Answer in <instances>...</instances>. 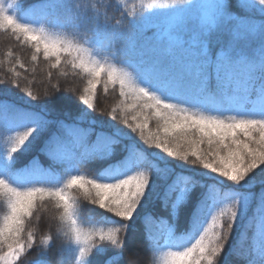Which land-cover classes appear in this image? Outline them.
<instances>
[{"label": "snow or ice", "instance_id": "snow-or-ice-1", "mask_svg": "<svg viewBox=\"0 0 264 264\" xmlns=\"http://www.w3.org/2000/svg\"><path fill=\"white\" fill-rule=\"evenodd\" d=\"M140 7L147 11L118 0H38L22 16V0H0V31L28 44L33 62L42 54L60 68L67 57L86 82L73 102L21 88L15 68L16 80L0 78L12 84L0 89V264L32 251L46 205L42 243L50 250L54 224L78 264H140L124 251L137 220L149 249L164 239L163 264H264V0ZM102 78L104 92L111 85L120 97L107 120L95 103Z\"/></svg>", "mask_w": 264, "mask_h": 264}, {"label": "trees", "instance_id": "trees-1", "mask_svg": "<svg viewBox=\"0 0 264 264\" xmlns=\"http://www.w3.org/2000/svg\"><path fill=\"white\" fill-rule=\"evenodd\" d=\"M38 0H22V10L21 15L23 16L24 8L27 6L37 3ZM85 3H96V0H83ZM122 4H127L131 7L133 4L137 7V12L147 11V9H141L140 0H118ZM148 0H145L147 3ZM118 18V17H117ZM151 29V25L148 26ZM152 31L148 30L145 32L144 36L140 39V44L143 46H150L151 44ZM147 51V47H145ZM11 52L12 57L9 58L7 53ZM33 49L22 41H17L11 33H6L0 31V61L4 63L0 65V78L5 80L14 81L16 77L9 72V68H15L16 72L20 73L19 83L21 88H30L32 91L37 93H43L45 90L52 92L51 98L56 99L57 96L70 97L73 102H76V98L82 93V88L85 86V81L79 76L74 74L73 69L67 63V57L62 60L60 68H51L48 61L44 60L41 54L37 61L33 62L31 56L33 55ZM20 63L24 64V68H20ZM34 70V71H33ZM59 84L60 91L54 92L52 86ZM12 84L8 83L5 85H0V89L11 88ZM69 88H75L76 91H69ZM4 95L9 96V98L15 100L16 97L10 92L5 91ZM132 98L129 97L125 103V107L129 108L127 115L131 121V116L136 114L135 109H131ZM95 103L97 104V112L102 110L105 111L100 119L107 120V111L111 107L120 105V97L118 96V89L114 90L111 85L108 87V91L105 93L103 90V78L102 83L97 88V94ZM124 114V113H121ZM151 119L149 120V130L155 132L157 130V118L154 114L149 111ZM123 127V125H118ZM160 134L163 135L162 128L160 129ZM206 147V145H205ZM36 155L35 151H30L24 153L21 157L22 162L27 161L32 156ZM191 168L192 166H186ZM264 167V166H262ZM197 171H203L202 169H194ZM79 171L84 175H92L90 166L81 167ZM257 172L259 169L256 170ZM81 205L84 208H93V206L87 201L81 200ZM102 210L98 208L95 210L93 215H99ZM6 212V206L3 201H0V215ZM52 213V208L50 205H46L39 211V220L34 221L32 227L35 231L36 244L30 253H27L21 259V264H37V261H43L45 264H78V261L74 260V253L71 250L62 247V242L66 245L67 237L63 236L61 233L60 238H56V228L53 224L51 229L53 234V242L50 250L49 246L42 243L43 238L49 233L50 216ZM107 215V214H106ZM186 227V216L182 217L178 228L176 229L177 236L183 235ZM153 233L159 235L158 230L153 227ZM128 247L124 250L125 256L128 255L129 251H136L139 253L137 258L140 264H163L162 253L166 250L165 241L161 238V247L159 249L152 248L149 249L143 227L139 220H137L131 227L127 235ZM41 250H45L44 254H41ZM87 260V257L85 258Z\"/></svg>", "mask_w": 264, "mask_h": 264}, {"label": "rangeland", "instance_id": "rangeland-1", "mask_svg": "<svg viewBox=\"0 0 264 264\" xmlns=\"http://www.w3.org/2000/svg\"><path fill=\"white\" fill-rule=\"evenodd\" d=\"M36 4H37V3H35V4H33V5H30V6H27V7L24 8V9L27 10L28 12H31L32 9H33V7L36 6ZM23 14H25V13L23 12Z\"/></svg>", "mask_w": 264, "mask_h": 264}]
</instances>
